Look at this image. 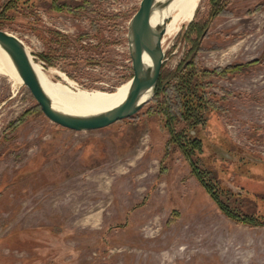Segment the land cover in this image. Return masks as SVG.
<instances>
[{"label":"rangeland","instance_id":"obj_1","mask_svg":"<svg viewBox=\"0 0 264 264\" xmlns=\"http://www.w3.org/2000/svg\"><path fill=\"white\" fill-rule=\"evenodd\" d=\"M140 1L0 0V30L49 81L114 92L132 77L126 34ZM219 7L229 14L213 15ZM219 7L200 0L162 46L161 74H180L195 50L189 70L231 67L204 80L205 122L186 134L223 201L264 221V0ZM11 88L0 76V264H264V226L220 211L170 142L160 96L129 119L73 132L23 84Z\"/></svg>","mask_w":264,"mask_h":264},{"label":"water","instance_id":"obj_2","mask_svg":"<svg viewBox=\"0 0 264 264\" xmlns=\"http://www.w3.org/2000/svg\"><path fill=\"white\" fill-rule=\"evenodd\" d=\"M172 1H140L138 10L128 23L126 34L133 73L127 96L117 107L102 113L75 115L55 105L41 85L34 69L36 63L27 47L16 36L0 30V48L6 53L21 83L50 122L73 132L100 130L133 117L154 97L163 64L162 38L167 22L163 20L161 25L153 27L151 19L154 13L165 9Z\"/></svg>","mask_w":264,"mask_h":264},{"label":"trees","instance_id":"obj_3","mask_svg":"<svg viewBox=\"0 0 264 264\" xmlns=\"http://www.w3.org/2000/svg\"><path fill=\"white\" fill-rule=\"evenodd\" d=\"M213 7H219L221 0H210ZM55 10H62L66 6H52ZM87 8L88 4L84 3L78 5L75 9ZM254 9L251 13L256 12L259 9ZM71 8H67V10ZM72 10V9H71ZM225 10L218 8L213 15L224 14ZM229 14V13H225ZM192 63L188 64L181 70V73L175 75L172 79H168L166 76L160 74L158 85L155 91L154 99L161 97V102L158 104L159 111L165 125L170 131V142L176 145L182 152L184 158L188 161L191 172L200 183L205 192L210 196L212 201L218 206L220 211L228 218L242 224L252 226H264V221H260L257 218L245 215L239 211L232 209L222 199V193L218 185V180L212 176V173L200 165L199 158L196 153L200 154L201 144L199 140L187 136L186 129L191 126L196 127L202 125L205 122L203 117L204 109L209 106L210 101L207 100L204 88L206 83L204 80L215 74H226L230 72L231 67L225 69H217L213 71L209 70H189ZM167 80V81H166ZM152 98V100H153ZM37 109L41 111L37 105ZM24 116L19 118L15 122V126L22 123ZM176 124H183L185 126L182 133H176L174 126Z\"/></svg>","mask_w":264,"mask_h":264},{"label":"bare ground","instance_id":"obj_4","mask_svg":"<svg viewBox=\"0 0 264 264\" xmlns=\"http://www.w3.org/2000/svg\"><path fill=\"white\" fill-rule=\"evenodd\" d=\"M199 2L200 0H173L165 9L154 13L151 19L153 27L161 25L163 20L167 22L162 38V46L179 32L182 25L188 24L193 20ZM34 69L38 74L44 91L53 100L54 104L75 115L98 114L117 107L126 98L131 83L130 80L123 83L114 92L85 90L75 84L66 82L64 77H61L63 79V82L60 83L61 85L54 81L51 82L45 77L38 65L35 64ZM0 76L7 78L11 82V89L14 92L22 85L10 60L1 48Z\"/></svg>","mask_w":264,"mask_h":264},{"label":"flooded vegetation","instance_id":"obj_5","mask_svg":"<svg viewBox=\"0 0 264 264\" xmlns=\"http://www.w3.org/2000/svg\"><path fill=\"white\" fill-rule=\"evenodd\" d=\"M203 32H204V30H203ZM205 34H206V32L203 33V35H202V37H201V40L204 38ZM192 54H193V55H192ZM196 54H197L196 50H195V51H192L191 53H189V57L191 56V61H190L188 64H190V63L193 61V59H195ZM188 64H187V65H188ZM187 65H186V66H187ZM186 66H185V67H186Z\"/></svg>","mask_w":264,"mask_h":264},{"label":"built area","instance_id":"obj_6","mask_svg":"<svg viewBox=\"0 0 264 264\" xmlns=\"http://www.w3.org/2000/svg\"><path fill=\"white\" fill-rule=\"evenodd\" d=\"M131 62V61H130ZM131 70H132V67H131ZM133 74V73H132Z\"/></svg>","mask_w":264,"mask_h":264}]
</instances>
